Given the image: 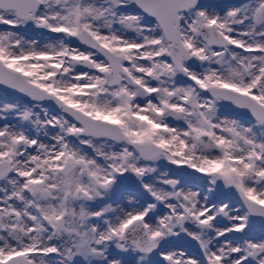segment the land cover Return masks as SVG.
<instances>
[{"label": "snow or ice", "instance_id": "6c2138e0", "mask_svg": "<svg viewBox=\"0 0 264 264\" xmlns=\"http://www.w3.org/2000/svg\"><path fill=\"white\" fill-rule=\"evenodd\" d=\"M0 264H264V0H0Z\"/></svg>", "mask_w": 264, "mask_h": 264}]
</instances>
